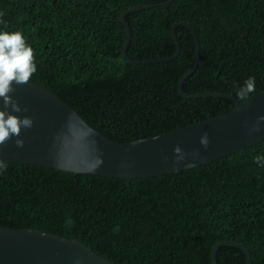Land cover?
I'll use <instances>...</instances> for the list:
<instances>
[{
    "label": "trees",
    "instance_id": "obj_1",
    "mask_svg": "<svg viewBox=\"0 0 264 264\" xmlns=\"http://www.w3.org/2000/svg\"><path fill=\"white\" fill-rule=\"evenodd\" d=\"M163 2V3H162ZM173 55L166 61L131 63ZM0 32L20 31L34 50L31 81L53 91L93 128L125 143L223 114L224 96L255 78L264 90V0H0ZM251 94L250 96H252ZM249 96V97H250ZM264 139L193 168L120 178L6 163L0 171V226L77 239L116 264H211L220 240L244 244L264 264ZM217 264H246L221 245Z\"/></svg>",
    "mask_w": 264,
    "mask_h": 264
},
{
    "label": "water",
    "instance_id": "obj_2",
    "mask_svg": "<svg viewBox=\"0 0 264 264\" xmlns=\"http://www.w3.org/2000/svg\"><path fill=\"white\" fill-rule=\"evenodd\" d=\"M170 1V0H168ZM163 3V2H162ZM153 3L134 7L121 14L126 26V40L122 57L131 63L166 61L175 58L180 44L175 33L177 25L190 30L195 42L193 66L180 78L178 91L185 97L223 95L220 93L189 94L183 90V82L193 72L199 61V41L190 23L173 24L171 34L175 42L173 55L157 59L136 60L126 56L131 33L125 14L157 5ZM11 93L22 111L13 113L33 119V126L22 130L24 146L18 148L13 137L0 150V160L6 163L35 164L63 171L104 175L120 178L152 177L193 168L221 158L264 139V121L260 130L252 131L264 116V90L246 101L232 94H224L233 102L227 112L210 117L155 136L116 143L102 135L87 123L77 111L63 102L53 91L30 81L25 85H13ZM3 107L0 101V108ZM11 111V109H7ZM240 248L251 264L247 247L241 242L220 240L211 248V264L216 263L219 246ZM0 264H116L94 252L83 242L62 237L35 228H10L0 226Z\"/></svg>",
    "mask_w": 264,
    "mask_h": 264
},
{
    "label": "clouds",
    "instance_id": "obj_3",
    "mask_svg": "<svg viewBox=\"0 0 264 264\" xmlns=\"http://www.w3.org/2000/svg\"><path fill=\"white\" fill-rule=\"evenodd\" d=\"M3 13H0V17ZM0 23H6L0 19ZM37 72L34 50L26 43V38L20 31L0 32V150L7 145L13 137H17L15 144L18 148L24 146V140L20 137L22 130L33 126V119L29 116H18L13 113L22 111L19 103L13 99L11 93L15 91L13 85L28 84ZM255 92V78L249 77L244 86L236 93L240 101H246ZM11 109L8 111L7 109ZM261 116L253 126L252 131L260 130ZM254 161L264 167V156L254 157ZM7 164L0 160V171H6Z\"/></svg>",
    "mask_w": 264,
    "mask_h": 264
}]
</instances>
